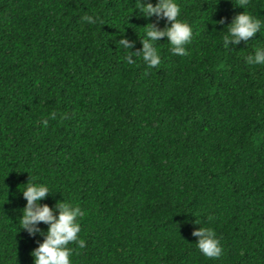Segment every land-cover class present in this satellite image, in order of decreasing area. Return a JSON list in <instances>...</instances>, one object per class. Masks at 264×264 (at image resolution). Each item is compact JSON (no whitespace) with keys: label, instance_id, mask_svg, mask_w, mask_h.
<instances>
[{"label":"trees","instance_id":"trees-1","mask_svg":"<svg viewBox=\"0 0 264 264\" xmlns=\"http://www.w3.org/2000/svg\"><path fill=\"white\" fill-rule=\"evenodd\" d=\"M137 2L0 0V264H34L46 239L22 228L28 181L84 211L72 264H264V65L246 62L264 28L222 40L245 10L264 21V0H178L187 55L162 37L151 68L126 56L170 21ZM204 226L219 258L196 245Z\"/></svg>","mask_w":264,"mask_h":264},{"label":"clouds","instance_id":"clouds-1","mask_svg":"<svg viewBox=\"0 0 264 264\" xmlns=\"http://www.w3.org/2000/svg\"><path fill=\"white\" fill-rule=\"evenodd\" d=\"M235 2L238 6L246 9L249 0H235ZM137 8L149 18L153 15L166 17L170 21V25L164 29H158L154 23H148L144 28L142 50L127 55V63H134L133 55H135L142 58L149 68L158 66L161 63V57L156 42L165 36L172 46L171 52L174 55H187L185 45L191 42L193 29L186 20L179 19L181 5L178 0H158L156 3L149 0L146 4L143 3V0H138ZM83 19L89 24L97 22V19L91 15H86ZM262 28H264V21L245 10L236 15L228 26L227 33L222 37L223 45L227 46L230 39L234 40L236 44H239L241 40L249 41V38L254 37L257 32H261ZM119 45L124 49L132 47L126 38L121 39ZM246 62L249 65H264V49L257 48L254 55L246 57ZM51 118L55 119L56 114L52 113ZM43 123L46 127L48 119H44ZM24 185L26 187L21 191L27 199V205L23 209L21 218L22 228L34 233L35 225L38 222L49 224L46 239L32 253L34 264H72L73 249L69 245L76 242L80 248L85 247V241L79 237L80 218L83 217L84 211L79 205H74L66 200L57 202L55 207L48 204L41 205L40 201L48 196L50 187L35 181H28ZM57 212L58 215H56ZM197 223L200 222L197 221ZM193 235L199 238L196 245L206 257L219 258L222 255L221 241L214 228L204 226L196 229Z\"/></svg>","mask_w":264,"mask_h":264}]
</instances>
